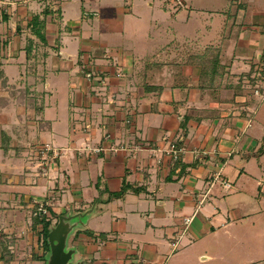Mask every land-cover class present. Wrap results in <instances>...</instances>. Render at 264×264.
Returning a JSON list of instances; mask_svg holds the SVG:
<instances>
[{
	"label": "crops",
	"instance_id": "obj_1",
	"mask_svg": "<svg viewBox=\"0 0 264 264\" xmlns=\"http://www.w3.org/2000/svg\"><path fill=\"white\" fill-rule=\"evenodd\" d=\"M83 1L80 2L82 13L88 10L83 7ZM102 1L104 0H98L97 3ZM113 8L119 13L128 10ZM229 9L230 7H227L223 11L227 21L232 19V14L236 20H242L240 25L235 24L237 33L232 31L233 41L225 40L235 45L229 55L232 60L229 71L233 72L235 63L241 60L244 66H248L246 68L249 71L245 74L250 75L258 66L264 65V0H240L238 7L228 15ZM173 13L168 18L169 22L178 17L177 11ZM95 16H99L97 12ZM63 21V25L68 29L66 34L79 40L78 51L65 52V43L62 40L65 32L61 33L56 24L48 22L47 43L53 46L59 40L60 44H55L54 49L62 55L61 59H66L61 62L65 63L64 67L69 72L70 87L76 90L77 104L82 106L84 103L87 116H90L93 105L88 102L91 98L85 97L83 89H79L77 83L75 62L78 55L81 53V59L89 62L90 69L95 60L99 61L109 53L112 58L116 56L118 63L125 67L127 65L122 63V58L127 54L121 55L122 51H117L116 48L110 50L109 44L104 43L103 39L88 36L85 41V28L89 31L97 28L100 33L109 34L121 25H111L110 30L105 23L97 24L95 19L92 25L80 19L79 27L73 23L71 25V21L64 17ZM77 28L78 30H75ZM71 30L73 31L69 32ZM224 36L229 34L222 33L216 42L221 43ZM128 54L132 70L129 67L127 69L134 74L138 72L136 79H139L134 86L137 88L134 106L130 102L131 96H128L127 102L117 99L121 95L123 97L125 91L130 95L131 88H124L122 83L118 85L114 78H111L112 84L109 87H101L108 94V99L110 91L114 95L113 103L108 100L112 107L110 106L108 111L105 109L101 117L102 126L96 128L97 124L81 117L70 131V141L75 150L78 144L94 148L101 146L104 150L92 154L88 159L83 152L71 151L70 155L68 154V168L63 169L66 177L60 181L64 187L58 185L59 180H56L54 187V192L58 193V202L67 203L68 211L56 214V217L58 222L62 216L69 218L67 246L74 251V263L84 261L85 264H158L164 257V254L160 255L161 252L169 259L184 242L185 236L189 244L193 245L211 235H217L219 229H223L222 233L230 237V229L247 219L259 218L264 213V135H261V138L259 135H246L247 129L253 126L251 120L256 112L255 109L252 113V105L257 103V98L262 102L261 97L253 96L254 102L249 104L245 103L247 101L243 96H236L234 101L229 102L209 101L204 97L198 102H192L193 92L199 91L201 94L195 87L198 81L196 77L194 83H190L192 86L188 90L186 105L179 106V101L183 100L184 95L179 88L173 86L174 80L168 72L169 68L165 69L162 78L158 77L156 82L148 83L151 86H160L159 92L144 90V71L148 62H166L179 56H173L172 51L165 45L155 56L140 58L143 65L137 71L138 67L135 69L133 65L135 54ZM99 64L97 66H100V69L94 67L97 71L109 74L106 77L114 75L107 65ZM189 69L192 73L196 72L192 66H185L183 73L188 75ZM84 83L90 88L89 83ZM47 88L51 92L49 85ZM173 91H178L180 97L175 99ZM231 91L233 95H229ZM225 94L226 98H234L233 89H228ZM119 101L122 102L121 106L116 105ZM191 103L192 105H189ZM119 108L120 111L114 113L113 109ZM233 108L239 109L237 116L234 115ZM191 109L195 110V113L192 112L194 117L189 120L187 129H183L180 123ZM198 117L202 118L199 120ZM220 120L225 122L223 129L217 131L215 124ZM47 121L50 124L48 130L52 131V122ZM86 125L89 129L80 134ZM106 133L109 134L108 139H105ZM6 136L10 139L11 135ZM38 140L41 142L42 138L38 137ZM53 140L57 142L60 139ZM178 140L179 144L176 142ZM171 143L184 149V153H180L178 161L174 163L164 152ZM1 147L0 139V151L3 150ZM237 151L244 163H238V168L232 167L235 172L228 169L225 173V165L232 161ZM251 158H256L254 165ZM252 167L253 171L250 170ZM242 176H249L255 182L250 188L252 191L245 189ZM225 182L229 183V187L225 186ZM203 197L205 201L198 208V203ZM51 203L53 206L50 209L56 213L54 202ZM191 216L193 220L186 228L184 218ZM150 230L153 232L151 238L140 244L135 241V234L147 233ZM44 253L47 252L41 250L39 256ZM199 257L201 261L213 259L209 253L200 254ZM204 258L206 259L203 260Z\"/></svg>",
	"mask_w": 264,
	"mask_h": 264
},
{
	"label": "rangeland",
	"instance_id": "obj_2",
	"mask_svg": "<svg viewBox=\"0 0 264 264\" xmlns=\"http://www.w3.org/2000/svg\"><path fill=\"white\" fill-rule=\"evenodd\" d=\"M89 1L92 2L83 1V7L88 10L82 13L80 3L82 0H0V8L10 17L8 21L0 19V97L6 100L0 105L1 144L3 133L11 135L7 143L8 147L10 145L8 150L0 151V240L3 239L9 244L13 255L10 264L49 262L50 245L49 251L39 256L41 250L44 251L45 244L41 236L42 224H37L35 219L39 216L35 215L36 207L42 202H54L56 213L52 209L51 211L55 215L68 211L67 203L58 202V193L54 192V187L56 180H59V186L63 185L60 181L66 177L63 169L68 168V154L71 151L83 152L87 159L95 153L94 147L85 144L76 145L75 150L71 145L70 131L81 117L97 124L96 128L102 126L101 117L105 109L108 111V108L112 107L109 101L113 103L114 95L113 92L108 91L110 93L108 99V94L101 87H109L112 84L111 78H114L118 85L122 83L125 85L124 88H131L130 95L125 91L124 96L121 95L117 99H124L127 102L128 96H131L130 102L134 106L137 90L134 86L139 79H136L138 72L136 74L130 72L132 67L129 65L128 53L135 54L133 65L135 69L138 67V71L143 65L140 58L155 56L161 47L165 48V45L172 51L173 56L182 57L185 50L198 49L212 42L216 44L221 34L225 32L229 34L225 40L233 41L232 31L237 33L235 24L240 25L242 22L240 18L236 20L234 14L231 16L232 19L227 21L223 14L227 7L233 8L232 11L229 9L228 15L230 12L233 13L240 0H104L100 3H97L98 0ZM63 3L65 5L62 8ZM113 7L130 9V11L119 13L113 10ZM45 9L48 11L52 9L49 16H46V21L56 24L61 33L68 31L63 25V17L76 27L81 24L80 19L88 22L89 25H92L95 19L97 24L105 23L110 30L111 25L113 27L121 25L109 34L100 33L97 28L93 31L85 28L83 35L85 41L88 36L93 39H103L104 43L109 44L110 50L116 48L117 51H122L121 55L127 54L122 58V63L127 65L125 67L118 63L116 56L112 58V54L109 53L103 56V59L95 60L90 69L89 62L86 63V60L81 59V53L78 55L75 62L78 72L77 83L79 89H83L85 97L91 98L88 102L93 105L90 116H87L84 103L82 106L77 104L76 90L70 87L69 72L64 67L66 59H61L62 55L54 49L55 44H52L53 46L44 44L30 29L29 22L32 17L38 14L40 19H43ZM176 11L178 17L169 22L170 14ZM96 12L99 15L97 17ZM29 40L33 41V46L27 57L26 48ZM62 40L65 43V52L78 51L79 40L70 37L66 32ZM57 42L60 44L59 40ZM223 44L227 46L228 56L231 55L235 47L234 43L228 41ZM62 60L64 62H61ZM99 63L107 65L114 75L106 77L109 74L97 71L94 67L100 65ZM234 66L233 72L230 71L229 75L231 81L235 85L242 81L241 85L244 86L243 92L237 96H243L247 101L245 103L249 104L254 102L256 89L264 95V65L258 66L250 75L245 74L249 71L246 68L248 66H244L241 60ZM97 68L100 69V66ZM93 72H95L94 76L88 78V73L93 74ZM191 73L189 69L187 74L191 77L190 82L194 83L198 73ZM84 82L89 83L90 88L84 85ZM47 85L52 88L51 92ZM229 95H233L232 91ZM173 97L175 99L180 97L179 92L173 91ZM201 97L199 91H195L191 95V100L198 102ZM235 97L236 95L232 98L233 101ZM256 101L257 103L252 105V113L256 109L251 120L253 126L247 129L246 135H259L261 138V135H264V100L261 102L257 98ZM119 103L117 102L116 105L121 106L122 102ZM113 110L115 113L120 111V108ZM238 110V108L234 109V115H238L236 114ZM46 119L52 122V131L48 130L50 124ZM224 122V120L216 122L215 129L221 131ZM88 129L86 125L80 134L86 133ZM211 131L213 132L214 129ZM192 133L193 131L190 132L191 135ZM38 137L42 138L41 142ZM54 138L60 140L55 142ZM242 161L244 159L238 151L235 152L232 161L225 165L227 167L224 172L226 173L228 169L235 172L232 167L238 168V163H244ZM251 161L254 165L256 158H251ZM58 167H61L59 171ZM250 170L253 171V167ZM241 180L245 184V189L252 191L250 188L255 182L251 177L242 176ZM45 216L52 218L53 227L58 223V218L50 212ZM64 218L68 219L67 216ZM222 230L219 229L217 235H211L195 245L189 244L185 236L184 242L169 259H166L165 253L161 252L160 255L164 254V257L158 264H264V213L259 218L247 219L230 229V237L224 235ZM152 233L150 230L147 233L135 234V241L140 244L145 239L151 238ZM67 250L73 249L67 246ZM203 253L211 254L213 259L201 261L199 255ZM72 258V261L75 260L74 255Z\"/></svg>",
	"mask_w": 264,
	"mask_h": 264
},
{
	"label": "trees",
	"instance_id": "obj_3",
	"mask_svg": "<svg viewBox=\"0 0 264 264\" xmlns=\"http://www.w3.org/2000/svg\"><path fill=\"white\" fill-rule=\"evenodd\" d=\"M52 9H45L43 15L45 16L43 19H40L38 14H35L30 24V29L33 32V35L37 37L41 42L44 44L47 43L46 39V26H47V17L51 13ZM229 13V12H228ZM0 19L3 21H8L10 17L0 8ZM18 29V27H17ZM225 34V33H224ZM226 36L222 38L221 43H211L204 47H199L198 49L192 50H185V54L182 57H177L172 60L164 61H150L146 64L145 71H144V78L146 84L144 85L145 92H159L161 90L160 86H151L148 83L156 82L158 77L162 78L164 71L166 68H169L173 80H174V87L179 88L183 92V100L179 101V106H185L188 101V90L192 85H190V76L184 74L183 67L185 66H192L198 72V81L196 84V88L200 90L202 97L209 101H217V102H229L233 101L232 99L226 98V91L228 89H233L234 95H239L243 91V87L241 83L234 84L230 78V67L232 60L227 54V46L223 43H227L225 41ZM32 40L28 41V46L26 48V53L28 54L27 57L30 55L32 51ZM56 45L58 44L55 43ZM3 74V72H2ZM208 97V98H207ZM3 101H6L4 97H0V105H3ZM192 110V109H191ZM189 110L187 114L183 116V120L181 121L180 125L183 129H187V124L191 118L194 117L192 114L195 113V110ZM202 117H198L197 119H201ZM9 142V138L6 136L5 133L2 135V149L8 150L7 143ZM177 144L180 141H176ZM51 215L56 217L55 213L49 209ZM36 223L42 224L41 236L44 241V251H49V243H48V236L50 230L52 228V218L45 215H39L35 217ZM9 244L6 243L5 240H0V264H7L12 263L13 255L9 249ZM5 262H1L4 261ZM6 264V263H5Z\"/></svg>",
	"mask_w": 264,
	"mask_h": 264
},
{
	"label": "water",
	"instance_id": "obj_4",
	"mask_svg": "<svg viewBox=\"0 0 264 264\" xmlns=\"http://www.w3.org/2000/svg\"><path fill=\"white\" fill-rule=\"evenodd\" d=\"M60 217L59 222L56 226H52L49 236L48 243L50 245L49 262L47 264H85L84 261H72L74 254L73 250H67V239H68V221L69 218ZM66 221V222H64Z\"/></svg>",
	"mask_w": 264,
	"mask_h": 264
},
{
	"label": "built area",
	"instance_id": "obj_5",
	"mask_svg": "<svg viewBox=\"0 0 264 264\" xmlns=\"http://www.w3.org/2000/svg\"><path fill=\"white\" fill-rule=\"evenodd\" d=\"M94 74H95V72H93V74L92 73H88V78H90L91 76H94ZM254 94L256 96H260L262 101L264 100V95L261 94L258 89H256L254 91ZM108 138H109V135H105V139H108ZM93 150H94L95 153H98V152L103 151L104 148L99 146V147H96ZM164 152H165L166 155H168L171 158L172 162L174 163V162L178 161L180 153H184V149L182 147L178 148L173 143H171L169 145V147L167 148V150H165ZM218 176H219V173L216 174V177H218ZM224 184H225L226 187L227 186L229 187V183L225 182ZM204 201H205V197H203L199 201L198 208L203 205ZM48 206L52 207L53 203H49V202L39 203V206L36 207L35 215H46V214H48L49 213ZM192 220H193V216L184 218V224H185L186 228L190 225Z\"/></svg>",
	"mask_w": 264,
	"mask_h": 264
}]
</instances>
